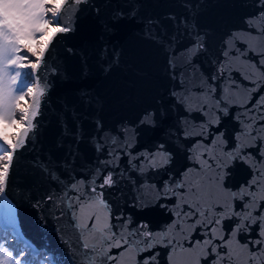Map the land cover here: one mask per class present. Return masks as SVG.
Returning a JSON list of instances; mask_svg holds the SVG:
<instances>
[{"label": "snow or ice", "instance_id": "snow-or-ice-1", "mask_svg": "<svg viewBox=\"0 0 264 264\" xmlns=\"http://www.w3.org/2000/svg\"><path fill=\"white\" fill-rule=\"evenodd\" d=\"M177 6L179 12L145 18L134 0H0V264H61L50 247L25 239L8 191L21 150L35 145L49 90L41 70L49 71L54 38L70 39L85 11L95 18L97 42L90 50L67 49L80 58L82 78L92 59L104 78L121 70L120 34L129 26L139 27L158 62L151 74L135 71L148 87L128 114H117L123 110L92 87L60 106L59 137L33 163L42 194L32 206L41 223L47 214L58 223L68 217L80 264H161L158 248L167 249V264H264V0H240L251 10L232 27L207 19L205 0ZM226 118L236 123L230 136L221 130ZM82 144L94 160L82 162ZM181 152L190 164L177 171ZM238 168L248 179L232 188ZM121 185L137 193L131 207L162 208L171 222L158 232L146 220L134 222L118 200L106 198L123 193ZM145 190L155 195L145 197Z\"/></svg>", "mask_w": 264, "mask_h": 264}, {"label": "water", "instance_id": "water-1", "mask_svg": "<svg viewBox=\"0 0 264 264\" xmlns=\"http://www.w3.org/2000/svg\"><path fill=\"white\" fill-rule=\"evenodd\" d=\"M104 2H107V0H94L96 4ZM117 2L118 0H111L113 5ZM205 3L207 5L204 9L205 17L209 20L220 21L228 27H232L238 22L240 16L251 10L239 7L240 0H205ZM134 4L140 16L145 18L163 17L169 12L180 11L177 6L178 0H134ZM63 19L68 22L71 19V13L64 15ZM76 27V32L66 34L71 37L70 39L62 38L61 36L55 37L51 47V59L46 57L49 71L42 69L41 72L48 79L49 90L42 99V115L38 117L40 124L35 138V145L34 147L29 145L26 149L21 150L22 155L19 156L18 162L14 164V169L10 176L8 191L9 198L17 205L18 218L25 239L37 246L50 247L56 258L61 261V264H80V261L84 259L80 253L73 255L75 251L73 245L77 241L73 228L68 222V217L65 216L58 223L54 215L47 214L48 218L42 224V217L38 214L37 209L32 206L35 202L32 197L42 194L40 191L41 180L33 167V163L37 159L46 157L49 149L52 148L59 137L61 131L60 122L57 119L58 116H61L59 108L65 101L73 100L77 89L92 87L108 96L115 109L123 110L117 114H128V111L134 106L133 101L136 96L148 87L145 82L136 79L135 71L144 70L151 74L155 71L158 62L155 50L140 37L139 27L129 26L120 34L124 43V59L126 61L121 70L111 77L104 78L95 66V59H92L89 61L87 78H82L85 68L80 58L67 55V49L75 46L77 50L80 48H88L90 50L97 42L96 38L99 29L95 23L94 16L87 11L78 14ZM52 31H55V29ZM50 35L51 32L49 33ZM53 65L59 69L57 75H52L50 72ZM129 67L133 71H127L126 69ZM237 95L240 98L244 96L243 88ZM235 128L236 123L234 120L226 118L221 121V130L226 131V135L230 136ZM213 131H216V129H213ZM141 143L146 144V138ZM81 148L83 149L81 153L82 162H87L84 157L94 160V152L89 151L85 144H82ZM186 157L187 153L185 152H181L180 156L177 157L175 165L177 171H182L189 166L190 162ZM126 166V160H122L121 167ZM133 178H135V175ZM161 179L160 177H155L154 181H160ZM247 179V169L238 168L230 178L229 184L232 188H236ZM121 187L123 188V193L117 192L115 195L106 198L118 200L121 209L125 214H131L134 222L138 223L146 220L150 228L155 232L162 230L171 222L170 214L162 208L156 207L154 210L148 209L144 212H139L136 208L131 207L132 197L137 193L131 185L127 187L121 185ZM142 194L145 197L155 195L154 192L147 190L143 191ZM237 207H239V203H237ZM229 225H231V221H225L226 228ZM61 229H63V233L60 232ZM61 235L69 242L67 246L61 242ZM193 238L198 237L194 234ZM21 245L23 246V244ZM157 250L160 252L159 259L161 264H167V249L158 248ZM113 251L119 250L114 249Z\"/></svg>", "mask_w": 264, "mask_h": 264}, {"label": "trees", "instance_id": "trees-1", "mask_svg": "<svg viewBox=\"0 0 264 264\" xmlns=\"http://www.w3.org/2000/svg\"><path fill=\"white\" fill-rule=\"evenodd\" d=\"M22 54H25V53H22ZM24 102H25V101H23L22 103H24ZM14 129H15V128L9 129V132H10V133H14V132H15ZM8 239L11 241L12 238L9 237ZM19 247H22V245L20 244Z\"/></svg>", "mask_w": 264, "mask_h": 264}, {"label": "rangeland", "instance_id": "rangeland-1", "mask_svg": "<svg viewBox=\"0 0 264 264\" xmlns=\"http://www.w3.org/2000/svg\"><path fill=\"white\" fill-rule=\"evenodd\" d=\"M53 29H54V28H53ZM53 29H52V30H53ZM52 30H51V31H52ZM49 33H50V32H49ZM48 35H49V34H48ZM47 37H48V36L43 37V40H46ZM26 102H27V100H26L24 103H26ZM14 131H17V129L15 128ZM22 247H23V246H22Z\"/></svg>", "mask_w": 264, "mask_h": 264}]
</instances>
